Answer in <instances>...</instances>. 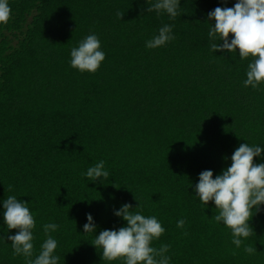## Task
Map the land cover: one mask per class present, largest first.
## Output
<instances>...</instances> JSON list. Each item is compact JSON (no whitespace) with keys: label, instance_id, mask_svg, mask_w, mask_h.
Listing matches in <instances>:
<instances>
[{"label":"trees","instance_id":"obj_1","mask_svg":"<svg viewBox=\"0 0 264 264\" xmlns=\"http://www.w3.org/2000/svg\"><path fill=\"white\" fill-rule=\"evenodd\" d=\"M8 3L0 23V198L28 202L33 255L41 225L54 220L58 264H124L101 258L90 243L95 232L82 224L90 212L96 232L119 227L125 221L113 208L128 202L160 220L165 231L151 244L170 245V264H264V204L237 247L212 218V201L192 195L201 170L215 176L244 139L264 143V82L244 85L249 58L208 47L207 12L235 0H180L171 20L147 11L145 0ZM162 23L174 25V39L146 48ZM92 31L105 56L94 72L79 71L69 49ZM97 159L109 177L89 181L81 173ZM15 231L0 224V264H25L11 254L7 233Z\"/></svg>","mask_w":264,"mask_h":264},{"label":"clouds","instance_id":"obj_2","mask_svg":"<svg viewBox=\"0 0 264 264\" xmlns=\"http://www.w3.org/2000/svg\"><path fill=\"white\" fill-rule=\"evenodd\" d=\"M145 2L147 11L155 10L157 15L166 13L170 20L181 14L180 0ZM122 12L117 9L115 15L121 18ZM10 14L8 0H0V23L7 22ZM207 18L209 49H221L229 53L236 51L241 59L248 57L242 83L255 88L264 82V0H235L232 6L218 4L207 12ZM213 18L214 22H211ZM173 27L170 23L159 25L151 37L145 39V47L155 48L174 39ZM229 33L232 35L229 36ZM104 56L99 37L92 31L70 47L68 63L79 71L94 72ZM262 147L264 143H249L244 139L234 148L230 157H224L230 158L229 164L215 176L210 168L201 170L192 185L194 197L204 205L211 200L218 209L212 218L230 229L231 242L237 247L242 244V238L248 237L253 231L249 220L264 204V159L253 162L254 156L264 155L261 153ZM104 165V159H97L81 175L89 181L99 177L101 182L103 178L109 177ZM137 208L139 203L132 206L122 202L118 208H113V213L125 222L119 227L101 228L99 232L95 231L97 226L92 214L86 212L82 229L84 232H95L90 243L100 248L101 258H121L124 264H170L166 251L170 245L161 242L156 247L151 244L165 231L160 220L156 215H145ZM184 222L183 217L178 218L177 227H183ZM0 224L17 229L14 233H7V240L10 241L11 254L22 255L25 264H58L60 256L55 252L57 240L50 234L59 227L54 220L41 225L45 236L33 255L32 229L35 220L28 202L18 199L14 194L0 198ZM0 240H5V237L0 235ZM244 251L253 253L256 248L244 244Z\"/></svg>","mask_w":264,"mask_h":264}]
</instances>
